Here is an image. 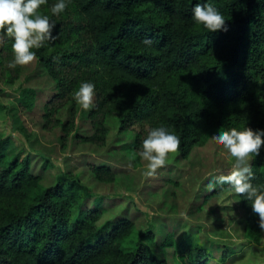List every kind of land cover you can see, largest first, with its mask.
Segmentation results:
<instances>
[{
	"label": "trees",
	"instance_id": "trees-1",
	"mask_svg": "<svg viewBox=\"0 0 264 264\" xmlns=\"http://www.w3.org/2000/svg\"><path fill=\"white\" fill-rule=\"evenodd\" d=\"M54 2L45 0L37 11L56 21L55 38L34 49L56 89L43 105L45 128L59 125L75 142L101 146L116 121L115 143L135 166L142 164L138 152L147 127L163 124L175 132L179 159L219 128H264V0H199L225 14L227 27L215 31L193 21L198 0H68L58 16L50 11ZM0 33V69L13 82L24 64L8 66L11 38ZM83 80L95 84L91 132L75 124L73 92ZM36 101L35 89L20 90L19 108L31 111ZM64 108L69 114L62 119ZM11 145L0 130V264H172L166 253L172 246L182 258L173 264H209L211 257L227 264L234 253L225 246L217 258L219 244L198 225L181 237L176 225L156 238L151 225L141 228L126 211L103 219L112 206L79 173L62 171L46 185L42 170L33 169L32 152ZM249 165L252 183L264 185V147L250 154ZM90 170L99 183L119 176L105 164ZM228 190L235 192L215 184L214 194ZM236 194L259 241L258 215Z\"/></svg>",
	"mask_w": 264,
	"mask_h": 264
},
{
	"label": "rangeland",
	"instance_id": "rangeland-1",
	"mask_svg": "<svg viewBox=\"0 0 264 264\" xmlns=\"http://www.w3.org/2000/svg\"><path fill=\"white\" fill-rule=\"evenodd\" d=\"M3 39L0 33V48ZM26 87L37 91L31 111L18 106L20 90ZM55 90L54 80L39 67L35 57L24 64L13 82H7L0 69V130L11 137V148L32 152L33 169L42 170L46 185L53 184L58 173L71 169L105 196L106 205L112 206L103 219L126 211L141 228L151 225L156 238L176 225L179 237L190 225H198L202 235L219 244L215 251L217 258L225 246L234 252L227 264H264V231L257 241L246 224L245 210L237 194L228 190L219 196L214 194L215 186H211L215 184L213 177L229 174L237 167L235 157L223 144L211 137L204 145L196 146L188 158L179 159L177 152L169 153L165 165L146 175L147 161L142 159V164L135 166L116 145L115 139L120 135L116 121L112 123L109 139L101 146L77 143L73 133L67 135L59 125L45 128L43 105ZM95 99L94 95L87 109L77 104L75 124L81 129L89 128V132L88 114ZM68 114L64 108L60 116L65 119ZM246 162L249 164L250 157ZM96 164L112 167L118 172V179L112 184L96 182L90 170ZM166 250L172 264L181 262L173 246ZM209 264L226 263L211 257Z\"/></svg>",
	"mask_w": 264,
	"mask_h": 264
},
{
	"label": "clouds",
	"instance_id": "clouds-1",
	"mask_svg": "<svg viewBox=\"0 0 264 264\" xmlns=\"http://www.w3.org/2000/svg\"><path fill=\"white\" fill-rule=\"evenodd\" d=\"M43 3L45 0H0V30L11 38L12 59L8 61L9 67L32 61L36 55L34 49L40 48L46 40L55 38L52 29L56 21L37 11ZM67 3L68 0H55L50 6L52 15L58 16L64 12ZM191 11L193 21L208 30L227 27L225 14L212 3H201L198 0ZM143 42L150 44L151 38L145 37ZM94 92L95 84L83 80L73 92V98L82 108L87 109L92 103ZM211 135L235 157L237 165L229 174L213 177L215 184L227 183L236 193L243 194L251 202L252 211L258 215L259 229L264 231V185L252 183L253 173L246 162L250 154L259 155L264 147V128H219ZM141 143L138 155L147 161L145 174L152 175L157 168L165 165L169 153L177 151L180 138L161 124L147 127Z\"/></svg>",
	"mask_w": 264,
	"mask_h": 264
}]
</instances>
